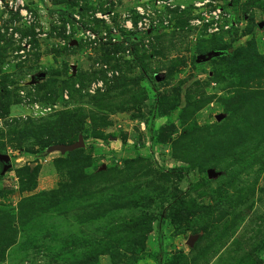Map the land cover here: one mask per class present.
Listing matches in <instances>:
<instances>
[{
  "label": "rangeland",
  "instance_id": "1",
  "mask_svg": "<svg viewBox=\"0 0 264 264\" xmlns=\"http://www.w3.org/2000/svg\"><path fill=\"white\" fill-rule=\"evenodd\" d=\"M0 155V264H264V0H0Z\"/></svg>",
  "mask_w": 264,
  "mask_h": 264
},
{
  "label": "built area",
  "instance_id": "2",
  "mask_svg": "<svg viewBox=\"0 0 264 264\" xmlns=\"http://www.w3.org/2000/svg\"><path fill=\"white\" fill-rule=\"evenodd\" d=\"M205 4V3H204ZM204 4H199L198 7L200 12L197 14V19L193 20L191 24L194 27H200L206 29L209 35L216 34L222 32H230L235 29L236 23L231 18L229 14H227L221 8H208L205 7ZM21 5L15 3L13 7L17 10ZM137 12L139 15H143L142 10L138 9ZM129 23L126 24L128 26Z\"/></svg>",
  "mask_w": 264,
  "mask_h": 264
},
{
  "label": "water",
  "instance_id": "3",
  "mask_svg": "<svg viewBox=\"0 0 264 264\" xmlns=\"http://www.w3.org/2000/svg\"><path fill=\"white\" fill-rule=\"evenodd\" d=\"M212 56L211 55H207V56H201L197 59V63H202L205 61H208ZM82 147V142L80 141L78 145L74 146V147H69L68 150L73 151L77 148ZM0 163H2L4 165V169L3 171L7 170L10 167V159L6 156L0 155ZM207 176L209 178H216L217 175L213 172V171H208L207 172Z\"/></svg>",
  "mask_w": 264,
  "mask_h": 264
}]
</instances>
